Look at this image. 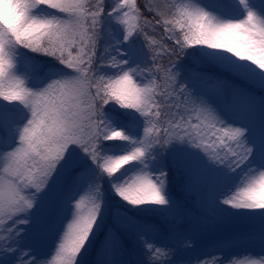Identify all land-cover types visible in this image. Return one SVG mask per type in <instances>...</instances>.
Masks as SVG:
<instances>
[{
    "label": "snow or ice",
    "instance_id": "snow-or-ice-1",
    "mask_svg": "<svg viewBox=\"0 0 264 264\" xmlns=\"http://www.w3.org/2000/svg\"><path fill=\"white\" fill-rule=\"evenodd\" d=\"M0 128V264H264V0H0Z\"/></svg>",
    "mask_w": 264,
    "mask_h": 264
},
{
    "label": "rangeland",
    "instance_id": "rangeland-1",
    "mask_svg": "<svg viewBox=\"0 0 264 264\" xmlns=\"http://www.w3.org/2000/svg\"><path fill=\"white\" fill-rule=\"evenodd\" d=\"M256 119L258 123V116ZM7 142L8 139H6L0 134V145H4ZM182 184L183 181L180 183L179 190L181 191V194L186 197L188 203L187 205H183L184 209L186 210V218L193 221L195 211L204 214L203 210L199 207L197 203L198 190L196 188H193L188 193H185L184 191L181 190ZM249 223L250 222L247 221L231 220L224 225L219 224L217 227L201 226L199 231L200 242L203 246L206 247L211 241L225 235L229 231H242L247 229ZM235 244L237 246H226V248H228V253H227L228 255H231L232 253H236L238 255L246 254V253H255L258 256L261 252L258 243L255 245H249L244 243L243 241H237L235 242ZM50 247H51V240H48L46 242L45 247L42 250L47 251ZM241 258H243L242 255Z\"/></svg>",
    "mask_w": 264,
    "mask_h": 264
},
{
    "label": "trees",
    "instance_id": "trees-1",
    "mask_svg": "<svg viewBox=\"0 0 264 264\" xmlns=\"http://www.w3.org/2000/svg\"><path fill=\"white\" fill-rule=\"evenodd\" d=\"M211 0H203V2H210ZM0 134L5 137L6 139H8V130L6 128H0ZM183 181L182 175L178 174L175 172V170H173V180H172V192L173 195L176 197V199L182 204V205H187V200L186 197L183 196L181 194V191L179 190L180 187V183ZM152 220V222L154 223H159L158 218L156 217H151L150 218ZM199 221L200 225L203 226H208V227H217L219 224L217 222H215L214 220L206 217L204 214L199 213L197 211H195L194 214V220L193 221Z\"/></svg>",
    "mask_w": 264,
    "mask_h": 264
}]
</instances>
